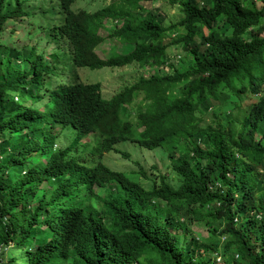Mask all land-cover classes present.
<instances>
[{"label":"trees","instance_id":"trees-1","mask_svg":"<svg viewBox=\"0 0 264 264\" xmlns=\"http://www.w3.org/2000/svg\"><path fill=\"white\" fill-rule=\"evenodd\" d=\"M72 1L54 29L74 64L142 72L110 97L51 80L58 52L3 31L30 25L31 0H0V264H264V0H169L176 20L114 0L97 15L133 49L106 58ZM122 142L164 149L177 179L110 167ZM189 221L215 238L188 241Z\"/></svg>","mask_w":264,"mask_h":264},{"label":"rangeland","instance_id":"rangeland-1","mask_svg":"<svg viewBox=\"0 0 264 264\" xmlns=\"http://www.w3.org/2000/svg\"><path fill=\"white\" fill-rule=\"evenodd\" d=\"M8 1H12L11 5L14 4L15 0H6L5 5L7 4ZM80 1L84 0H76L75 3L73 4V8L76 9L77 4ZM91 0H85L84 4L88 7L86 10L92 11L91 10V5H90ZM111 0H106V3H109ZM121 1V0H120ZM32 4L31 7L32 9H36L37 7H41V10L44 11L45 8H48L49 13L47 15H35L32 13L31 17H29L30 25L26 23H22V30L17 29L14 24L10 22H6L4 26V33L6 35L13 30V27L16 28L14 31L16 32L15 34H20L17 36L11 37L8 35L6 39H11L9 42L10 44L18 47L21 51H24L25 46H31V44H38L40 49H46L47 44L49 41V37H47L44 31H42L43 27H39L36 25L37 29L33 27V24L35 25V22H38L39 24L43 25H48L50 26L52 23H54L55 20H57V15L55 11V4L57 3V0H31ZM169 0H158L155 1L151 4H149L152 7H158L161 6L163 8L164 5V10H166L169 13V17L174 20H176V14L178 12V8L175 7L174 5H170ZM32 23V24H31ZM112 23H117V25H120L121 22H114V21H107V29L103 32L104 35V42L99 46V49H97L98 53L103 52V54L106 56L104 51L109 50V54L112 53H121V54H126L127 52L131 51L133 47L131 45L125 44H119L116 42L115 39H111L108 37V30L112 29L111 24ZM40 30V32H38ZM42 31V32H41ZM4 35V36H6ZM174 37V36H173ZM173 37H170L169 39H173ZM53 49V44L50 46L49 51H52ZM133 67H127L125 68L124 71H94L92 73L93 77L96 75L103 74L102 76V86H103V92L105 97H110L112 94L118 92L121 90L124 86L127 84L131 83L134 80V77L142 72L140 71H134L132 69ZM146 74H149V72H146ZM248 97V96H247ZM248 100L250 99L249 97L247 98ZM237 102V101H236ZM234 102V103H236ZM132 105L134 108H132ZM132 105L129 106V111L131 112L132 118H135L136 115V108H135V102L132 103ZM221 108L216 109V114H211L209 113L205 117V122L210 123L213 121V119H216L215 116H220L218 112H220ZM119 149H121V152L124 151L128 153L130 156L126 158L123 156L121 153H109L106 155V162L107 164L112 167L113 169L116 170H122L127 172L130 175H133L135 177L141 178L143 180H146L147 178H153V177H158L159 175H165L167 177L168 181H171V183H174L175 179H177L176 173L173 171L172 166H171V161L169 157L167 156V153L164 151V149L157 148L155 150H148L145 148H142L138 145H135L131 142H122L117 145ZM149 183V181H148ZM189 229L191 230L190 232H187L185 237L187 238L188 241L191 240V238L195 239H204L205 241H211L215 237L211 234V227L209 224L206 223H190L189 221ZM225 237L223 236L221 238L222 244L224 243ZM245 264V263H242Z\"/></svg>","mask_w":264,"mask_h":264},{"label":"clouds","instance_id":"clouds-1","mask_svg":"<svg viewBox=\"0 0 264 264\" xmlns=\"http://www.w3.org/2000/svg\"><path fill=\"white\" fill-rule=\"evenodd\" d=\"M75 1L76 0H73L71 5H70L71 11H73L74 13L84 12L86 15L90 16V18H85V21L82 22L84 28L87 27L88 33H91L92 35H95V36L99 35L102 37V41L99 42L100 44L96 48V52H97V49H99V46L105 40L103 32L108 28L107 27V21H109L108 17L104 18L103 21H101L100 17L97 15V13L102 8L111 4V2L114 0H111L109 3H106V0H91L90 5L92 7L91 8L92 11L86 10V8H88V7L84 4L85 0L80 1L77 4L76 9H74L73 4L75 3ZM54 6H55L56 15H57V18H56L57 20H55L54 23H52L50 25V27H52L53 29L55 26H59L62 28L65 25V11H64V8L62 6V0H57V3ZM27 10H30L31 14L33 13V14L38 15V16H41V15H47L48 16V13H49L48 8H45V10L42 11L41 7H37L36 9H32L31 5L29 7H27ZM111 26H112V29L108 30V37L111 39H114L111 37V33L115 29V26L113 24H111ZM97 27H98V29H97ZM61 28L59 30L54 29L55 31L53 29L51 30V33L53 35L56 33V35L49 37V41L47 44L48 46L45 49L47 52L50 53V54H47L49 56L53 55V53H56V52H58V54H59V58L57 60H54L51 62V65L54 66L56 69V75L52 74V72H51L49 74V78L51 80L55 79L57 81V83H59V84H62V83L72 84L73 82H81L84 84L100 83L101 88H102V92H103V86H102V83L100 81V80H102L103 74L96 75L95 77H93L92 73L94 71H100V70L122 71V69L121 68L112 69L110 67L89 68L86 65H75L73 62V58H72L73 47L72 48L69 47L70 39H68V40L66 39L65 34L62 32ZM83 34H86V33H83ZM52 44H53V49H52V51H49V48ZM32 45L38 46V44H32ZM39 49H40V47H39ZM98 54L103 58H106V56L110 55V54H107L105 56L102 51H101V53H98ZM103 94H104V92H103Z\"/></svg>","mask_w":264,"mask_h":264}]
</instances>
